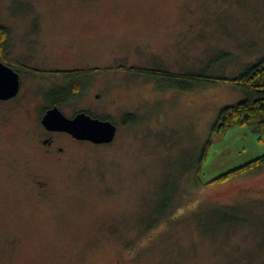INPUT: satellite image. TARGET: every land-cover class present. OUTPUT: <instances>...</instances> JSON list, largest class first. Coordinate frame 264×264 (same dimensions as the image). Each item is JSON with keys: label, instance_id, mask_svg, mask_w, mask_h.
Masks as SVG:
<instances>
[{"label": "rangeland", "instance_id": "374dc122", "mask_svg": "<svg viewBox=\"0 0 264 264\" xmlns=\"http://www.w3.org/2000/svg\"><path fill=\"white\" fill-rule=\"evenodd\" d=\"M0 26L21 82L0 102V264H264V170L209 183L264 135L212 133L243 94L193 80L264 58V0H0ZM71 87L62 113L109 120L113 142L43 145ZM216 208L239 223L212 231Z\"/></svg>", "mask_w": 264, "mask_h": 264}, {"label": "trees", "instance_id": "16d2710c", "mask_svg": "<svg viewBox=\"0 0 264 264\" xmlns=\"http://www.w3.org/2000/svg\"><path fill=\"white\" fill-rule=\"evenodd\" d=\"M9 37L8 30L5 27L0 26V61L5 63V65L12 67L6 63ZM12 68L16 72V69L14 67ZM177 78L178 77L176 76L170 77L167 74L166 79L171 81ZM193 80L196 81V83L203 82L210 85L226 82L243 94V99L240 102L235 105L225 107L219 112L218 121L213 125L211 130L212 133L222 136L229 130L246 127L254 135H264V58L258 60L253 65L248 66L242 74H239L232 79ZM74 94L75 91L71 87L68 91L61 95L56 94L53 97L51 96L52 99H54L53 104L59 106V101L61 99L63 101L71 100ZM127 121L133 123L130 115L127 116ZM208 143L206 144V148L202 150L199 165H201L205 159L210 146V143ZM262 170H264V155L213 179L209 183H223L236 178L244 177L246 175H251ZM160 208L164 211L167 206H161ZM213 213L217 218L215 222L211 223L212 231L214 230L215 232L221 228L231 227L240 221L237 212L231 210L216 208ZM202 227L206 229L205 224Z\"/></svg>", "mask_w": 264, "mask_h": 264}, {"label": "water", "instance_id": "95a60500", "mask_svg": "<svg viewBox=\"0 0 264 264\" xmlns=\"http://www.w3.org/2000/svg\"><path fill=\"white\" fill-rule=\"evenodd\" d=\"M19 90L18 73L0 61V102L14 99ZM40 123L48 132L67 133L78 141L94 145L110 144L117 131L116 126L110 121L93 118L83 112L68 118L56 106L45 112Z\"/></svg>", "mask_w": 264, "mask_h": 264}, {"label": "flooded vegetation", "instance_id": "af4514ba", "mask_svg": "<svg viewBox=\"0 0 264 264\" xmlns=\"http://www.w3.org/2000/svg\"><path fill=\"white\" fill-rule=\"evenodd\" d=\"M20 86H21V82H20ZM20 92H21V87H20V90H19V93H18V95L20 94ZM78 92H76V94H77ZM17 95V96H18ZM75 96V94L73 95V97ZM77 96V95H76ZM58 107L59 108V106L58 105H55V104H51V106L48 108V109H51V108H53V107ZM47 109V110H48ZM46 110V111H47ZM59 110H60V108H59ZM45 111V112H46ZM61 111V110H60ZM45 112H44V114H45ZM62 112V111H61ZM81 112H83V113H85V114H87V115H90L91 117H93V118H97V119H100V120H105V121H109V120H107V119H105V118H99L98 116H95V115H93V114H91V113H89V112H87V111H80V112H76L75 114H73V116L72 117H68V118H73L74 116H76L78 113H81ZM43 114V115H44ZM43 115H42V117H43ZM65 115V114H64ZM66 116V115H65ZM67 117V116H66ZM41 121V120H40ZM128 122V121H127ZM112 123V122H111ZM116 126V125H115ZM116 128H117V126H116ZM45 130V129H44ZM45 134H48L49 135V137L48 138H46L42 143H43V145H46V146H48V147H52L53 146V138H52V136L53 135H65L68 139H70L71 141H78V140H76V139H74L72 136H70L69 134H67V133H59V132H48V131H46L45 130ZM117 132V131H116ZM78 142H85V141H78ZM88 143H90V142H88ZM92 144V143H91ZM59 151L60 152H62L63 151V149L62 148H59Z\"/></svg>", "mask_w": 264, "mask_h": 264}, {"label": "bare ground", "instance_id": "6f19581e", "mask_svg": "<svg viewBox=\"0 0 264 264\" xmlns=\"http://www.w3.org/2000/svg\"><path fill=\"white\" fill-rule=\"evenodd\" d=\"M5 64V63H4ZM10 67V66H9ZM12 68V67H11ZM45 112V111H44Z\"/></svg>", "mask_w": 264, "mask_h": 264}]
</instances>
